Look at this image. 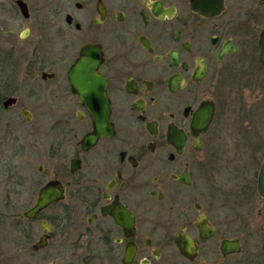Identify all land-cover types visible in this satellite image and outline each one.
I'll return each instance as SVG.
<instances>
[{
    "label": "flooded vegetation",
    "instance_id": "af4514ba",
    "mask_svg": "<svg viewBox=\"0 0 264 264\" xmlns=\"http://www.w3.org/2000/svg\"><path fill=\"white\" fill-rule=\"evenodd\" d=\"M0 9L25 32L3 41H79L40 68L2 59L0 107L26 121L30 105L52 111L49 133L12 140L11 155L29 146L36 166L20 202L28 210L49 183L63 191L34 219L21 213L15 264H264V149L231 167L230 184L215 148L231 121H264V0H0ZM37 28L48 37H26ZM81 58L98 97L72 91ZM103 99L108 128L97 133L88 108ZM10 165L0 159V173ZM13 194L24 192L7 183L0 204L19 201Z\"/></svg>",
    "mask_w": 264,
    "mask_h": 264
},
{
    "label": "rangeland",
    "instance_id": "374dc122",
    "mask_svg": "<svg viewBox=\"0 0 264 264\" xmlns=\"http://www.w3.org/2000/svg\"><path fill=\"white\" fill-rule=\"evenodd\" d=\"M0 9V83L4 76L8 73L4 71V65H2V59L4 54L11 55L13 60H18L23 63L29 59H35L38 67H42L47 61H56L62 59L64 54L69 53L66 49L67 46L76 45L79 41H3L8 38L22 37L24 32V26L19 21L15 20L11 14H5ZM2 22H7V27L3 28ZM26 37L31 38H46L48 37L46 30L33 29ZM77 53V50L75 49ZM74 52V53H75ZM73 53V52H72ZM42 65V66H40ZM58 81L52 83L39 84L43 87H56ZM34 112V117L31 121H26L20 116L18 110L15 114L12 111H4L0 107V139H7L8 143L5 147H1L0 159L11 161V168L9 167L5 173V170L1 169L0 173V198L2 197L3 188L7 183H10L13 188L20 189L24 192L22 196H16L13 194L11 197L19 198L14 204H0V264H15V240L18 236L20 227L18 225L20 221L21 213L29 207L20 201L26 200V193L29 194L31 187V177L36 172V166H32L29 161L31 160V154L29 146L25 155H11L14 152L12 147V140L20 137L23 140L28 141L32 139L33 135H46L49 133L51 121V110L43 107L37 108L35 105L27 107ZM57 112V111H55ZM59 112V111H58ZM57 112V113H58ZM56 119V118H55ZM259 121L253 126H243L238 122H230L227 126L224 135L223 133L218 138L216 143L217 153L220 156L222 165L224 167L229 166L228 169L223 170L221 177L224 181L233 183L231 177L233 176V170L231 167L242 165H250L251 158L255 152H257L253 159L257 160V155H260L263 147H258V139L261 141L264 139V121L262 124ZM9 166V164H8ZM220 177V179H221ZM227 178V179H226ZM235 178V177H233ZM223 181V180H222ZM20 183H22L20 185ZM43 216H46L48 212H44ZM24 226V222H21ZM35 230H40L39 223L32 224ZM247 251V250H246Z\"/></svg>",
    "mask_w": 264,
    "mask_h": 264
},
{
    "label": "water",
    "instance_id": "95a60500",
    "mask_svg": "<svg viewBox=\"0 0 264 264\" xmlns=\"http://www.w3.org/2000/svg\"><path fill=\"white\" fill-rule=\"evenodd\" d=\"M25 33V32H24ZM23 33V34H24ZM88 53L84 52V54ZM261 63L264 64V44L263 51L261 52ZM83 58V57H82ZM78 59L74 65L72 66L69 73V83L71 84L72 91L83 99L88 96H99L97 93L92 92L90 90V85L94 84L96 77L93 74V68H89L87 63L83 59ZM92 79L93 83L90 84L89 79ZM101 96V95H100ZM104 107L102 109L88 108L89 113L93 117V123L96 128V132L100 133L103 129L108 128L107 124V116H108V107L106 105L105 100L103 99ZM261 171L259 173V184L258 190L262 197H264V160L261 165ZM63 198L62 187L58 184L49 183L43 186L39 192L37 203L23 212L24 219L32 220L35 216L44 208H46L49 204L56 202ZM43 228H48L47 224L43 225ZM236 245V244H235ZM232 247L229 242H224L223 248ZM264 250V248H263Z\"/></svg>",
    "mask_w": 264,
    "mask_h": 264
}]
</instances>
